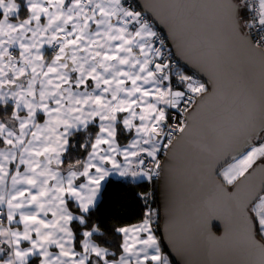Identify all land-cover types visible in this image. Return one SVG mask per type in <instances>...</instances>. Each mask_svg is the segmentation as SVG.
<instances>
[{
    "label": "snow or ice",
    "instance_id": "obj_1",
    "mask_svg": "<svg viewBox=\"0 0 264 264\" xmlns=\"http://www.w3.org/2000/svg\"><path fill=\"white\" fill-rule=\"evenodd\" d=\"M150 6L186 58L207 69L211 92L173 67L164 39L126 0H0V264H172L147 195L135 224L107 225L97 212L111 177L151 181L160 156L193 136L210 194L193 192L191 226L222 218L225 236L264 264V0ZM202 14L211 36L190 44L177 21ZM242 62L259 65L258 91L232 71ZM74 146L85 155L72 160ZM221 153L231 162L216 167Z\"/></svg>",
    "mask_w": 264,
    "mask_h": 264
},
{
    "label": "water",
    "instance_id": "obj_2",
    "mask_svg": "<svg viewBox=\"0 0 264 264\" xmlns=\"http://www.w3.org/2000/svg\"><path fill=\"white\" fill-rule=\"evenodd\" d=\"M135 1L165 33L177 60L203 78L208 83L211 92L212 84L207 69L194 59L186 58L184 51L178 48L171 38L169 26L156 18L150 6L154 3H167L168 0ZM206 17L207 14H202L200 18L177 21L180 30L187 32L190 44L210 38L211 33L201 27L207 22ZM232 71L240 72L252 79L257 91L259 90L260 67L258 64L249 65L242 62L239 65H233ZM219 103L221 102H212L205 110L203 119L206 123L216 120ZM199 140V137L193 136L169 151L167 156L162 157L163 167L157 185V199L161 212L160 233L163 244L176 264H253L255 258L249 255L243 241L233 233L225 236L222 218L218 216L212 218L206 229L191 226L193 192L198 191L204 196L210 194L208 189L199 183L203 163V157L198 148ZM226 161L231 162L225 153H221L216 167H220ZM259 179L260 174L257 172V182Z\"/></svg>",
    "mask_w": 264,
    "mask_h": 264
},
{
    "label": "trees",
    "instance_id": "obj_3",
    "mask_svg": "<svg viewBox=\"0 0 264 264\" xmlns=\"http://www.w3.org/2000/svg\"><path fill=\"white\" fill-rule=\"evenodd\" d=\"M26 16L27 12L22 8L20 18H25ZM13 50L18 55L17 50ZM52 54L54 53H50L49 51L47 53V56L50 57ZM187 71L192 72L188 68ZM0 107L5 106L0 105ZM5 111L7 112V109H5ZM96 130H98L97 126L92 125L90 126V129L88 131L94 133ZM85 135V132L77 133L75 139L73 140V144L75 145L78 143H82L85 138ZM131 137L132 133L121 134L118 136V140L120 143H125ZM68 155H70L72 160H75L76 158L83 157L85 153L81 148L74 146L70 149V153ZM106 187L107 190L104 193L105 199L101 203L99 211L97 212V215L101 217L104 223L117 227L128 226L137 223L141 219L142 213L145 210L144 201L141 199V196L147 195L148 206L154 209L157 213L156 217L154 218V228L159 238L161 239L162 248L166 252V254H168L172 264H176L169 255L167 249L165 248L160 233L161 212L157 199V188L155 191V197L150 200L149 189L146 180L134 181L131 179L123 180L121 178H110ZM215 229L219 230L216 227ZM109 239H111V237H109ZM34 262L35 258L32 257L30 259L29 264H34Z\"/></svg>",
    "mask_w": 264,
    "mask_h": 264
},
{
    "label": "built area",
    "instance_id": "obj_4",
    "mask_svg": "<svg viewBox=\"0 0 264 264\" xmlns=\"http://www.w3.org/2000/svg\"><path fill=\"white\" fill-rule=\"evenodd\" d=\"M126 6H131V7H132L133 9H135L136 11H140V12H142V14L145 16V18H146V19H149L150 22L154 25L155 30L160 34V37H161L162 39H164V41H165V52H166L167 55H169V56L171 57V60H172V62H173V67H174V68H177V67H178L180 70L184 71L185 74H187V75H192V76H194L195 78L199 79L201 82L207 84V82H206L203 78H201L199 75H197V74L194 73L193 71H192V72H188V71H187V68H186L184 65H182V64L177 60V58L175 57V55H174V53H173V50H172V48H171L169 42H168V38H167V36L165 35V33H164L161 29H159V27L156 25V23L154 22V20L149 16V14H147V13H146V12L140 7V6L136 3L135 0H126ZM11 51L13 52L14 55H17L16 52H15L13 49H12ZM51 52L55 54V49L51 48ZM17 56H18V55H17ZM162 157H163V155L160 156V159H161V160H162ZM159 178H160V176H159V177H154L151 181L145 179L146 182H147V185H148V189H149L150 200H152V199L155 197V195H156L155 191H156V188H157V185H158Z\"/></svg>",
    "mask_w": 264,
    "mask_h": 264
},
{
    "label": "crops",
    "instance_id": "obj_5",
    "mask_svg": "<svg viewBox=\"0 0 264 264\" xmlns=\"http://www.w3.org/2000/svg\"><path fill=\"white\" fill-rule=\"evenodd\" d=\"M26 18V17H25ZM21 19H23V18H21ZM43 22H46V18L44 19V21ZM51 46H49L48 45V47H47V51H46V53H48L49 51H50V53H51ZM12 49H15V50H17V52H18V54H19V48L18 47H14V48H12ZM12 49H10V50H12ZM10 104H11V102H10ZM39 122L40 123H43V119L42 118H40L39 119ZM133 138V134H132V137L128 140V141H130L131 139ZM127 141V142H128ZM118 142H119V140H118ZM127 142H125V143H121L122 145L123 144H126ZM120 143V142H119ZM0 147H4V145H2V144H0ZM123 158L121 157V160H122ZM111 178H119V177H117V176H113V177H111ZM128 179H131V178H128ZM132 180V179H131ZM139 180H145V178H140V179H137V180H134V181H139ZM9 186H10V179H9ZM5 211H6V209H5ZM156 235L158 236V234L156 233ZM159 237V236H158ZM24 246H27V245H24ZM51 251H56V249H55V247L53 246L51 249H50ZM31 259V258H30ZM170 259V258H169Z\"/></svg>",
    "mask_w": 264,
    "mask_h": 264
},
{
    "label": "rangeland",
    "instance_id": "obj_6",
    "mask_svg": "<svg viewBox=\"0 0 264 264\" xmlns=\"http://www.w3.org/2000/svg\"><path fill=\"white\" fill-rule=\"evenodd\" d=\"M18 2H19V0H18ZM29 35H30V34H29ZM16 47H18V46H15V48H16ZM47 47H48V45L45 44L44 47L42 48V51L44 52L45 59L48 60V61H50L51 58H52V56H53L54 54H52L50 57L47 56V53H46V51H47ZM21 79H23V78H21Z\"/></svg>",
    "mask_w": 264,
    "mask_h": 264
}]
</instances>
